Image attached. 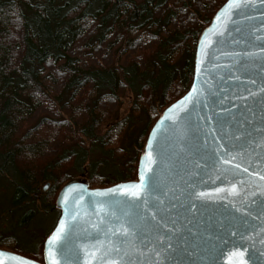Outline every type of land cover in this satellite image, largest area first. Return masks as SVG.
<instances>
[{
	"label": "water",
	"instance_id": "1",
	"mask_svg": "<svg viewBox=\"0 0 264 264\" xmlns=\"http://www.w3.org/2000/svg\"><path fill=\"white\" fill-rule=\"evenodd\" d=\"M54 207L42 259L0 247V261L264 264V0H225L199 31L190 84L150 126L135 178L90 186L82 172Z\"/></svg>",
	"mask_w": 264,
	"mask_h": 264
},
{
	"label": "trees",
	"instance_id": "2",
	"mask_svg": "<svg viewBox=\"0 0 264 264\" xmlns=\"http://www.w3.org/2000/svg\"><path fill=\"white\" fill-rule=\"evenodd\" d=\"M224 1L0 0V216L17 228L58 215L54 197L73 170L90 186L135 178L150 126L187 90L198 33ZM141 113L147 120L131 135ZM127 148L123 168H109ZM47 232L33 249L0 231V246L41 260Z\"/></svg>",
	"mask_w": 264,
	"mask_h": 264
},
{
	"label": "rangeland",
	"instance_id": "3",
	"mask_svg": "<svg viewBox=\"0 0 264 264\" xmlns=\"http://www.w3.org/2000/svg\"><path fill=\"white\" fill-rule=\"evenodd\" d=\"M133 94H134V92L132 90L128 89V91H126L124 93V95L121 97L119 115H124V114L128 113L130 102H131ZM146 120H147V117L143 113L138 115L136 118L134 117L133 126L130 128V131L133 132V133H131V135L135 134L136 131H138L139 128H141L142 125H144ZM130 154H131V151H130V149L127 148V150L125 152H123L121 155H118L115 158L110 159L111 163H113L112 164L113 166L109 165V168H111V169L112 168L122 169L123 163L129 158ZM102 156H104V154H102V152H100L98 150H94V151L92 150L90 152V155H89L90 158H94L95 160L98 159L99 157H102ZM100 172L101 173L104 172V174H106L107 176H111V177L115 178V177L119 176L118 174L121 171L119 172V170L118 171L111 170L109 172V170L102 169ZM72 173L76 176L81 174L80 171H77V170H73ZM45 182H47V181L46 180L42 181L40 183V186L42 187V185ZM50 182H51V180H50ZM50 182H48V185H50ZM46 189H47V187L45 189H43V191H46ZM57 216L58 215L56 214L55 211H51L49 214H47V213L37 214L33 217L32 221L30 222V225L24 224V225H20L17 228H15L14 219L10 218L8 215H6L4 213L0 216V231H2L3 233L15 232L17 234H20L22 237L20 240V245L25 247V248H33L34 249L35 245L41 240L42 235L47 230L48 231L50 230V228L54 224ZM13 228H14V230H13ZM0 247L10 249V250H14V251L21 253L20 250L14 249V248H11L8 246L2 245Z\"/></svg>",
	"mask_w": 264,
	"mask_h": 264
},
{
	"label": "snow or ice",
	"instance_id": "4",
	"mask_svg": "<svg viewBox=\"0 0 264 264\" xmlns=\"http://www.w3.org/2000/svg\"><path fill=\"white\" fill-rule=\"evenodd\" d=\"M229 4L233 8H240L241 7V0H229ZM217 18H219V17H217ZM137 187L139 188L141 186H137ZM122 190H124V189H122ZM135 194L136 193L134 192L133 195H135ZM60 230H61V233L64 232V226L63 225L60 226ZM50 239H52V238H50ZM55 239L59 240V239H61V237L57 236V237H55ZM63 250L64 249H63V246H62L61 247V251L63 252ZM4 255H10V254L0 253V256H4ZM0 264H7V262L0 261ZM10 264H29V262H28L27 258L20 257L18 259L11 260ZM50 264H57V262L53 258V259H50Z\"/></svg>",
	"mask_w": 264,
	"mask_h": 264
}]
</instances>
